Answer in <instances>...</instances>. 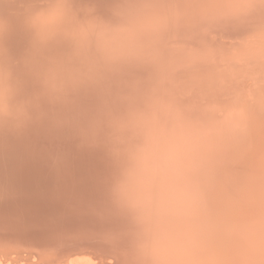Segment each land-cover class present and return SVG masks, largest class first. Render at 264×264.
Masks as SVG:
<instances>
[{
	"label": "bare ground",
	"instance_id": "obj_1",
	"mask_svg": "<svg viewBox=\"0 0 264 264\" xmlns=\"http://www.w3.org/2000/svg\"><path fill=\"white\" fill-rule=\"evenodd\" d=\"M95 1L83 0V3ZM224 2L225 0H101L92 13L100 16L113 28L131 29L121 36L122 40L130 41L127 45L129 58L118 66L104 87V96L109 101L106 110L115 111L116 114L136 112L143 117L137 128L138 132L153 130L155 136L159 132L174 133L178 142L190 152L193 163L203 169L216 197V204L210 212L204 213L202 222V227L210 235L235 227L229 218L237 212L241 201L248 198V190L255 186L264 171V97L258 99L255 89L258 79L264 78V71H260L264 49L255 46L261 44L264 37L246 33L240 39H245L244 42L239 40L235 45L248 47V50L237 55L233 60L234 64H229L230 61L226 62L224 58L218 64V69H212L214 74L195 80L199 81L196 88L200 89V83L206 84L208 81L211 83L210 88L215 85V88L221 90L223 86L226 89L230 81L239 82L240 88L241 80L250 79L252 90H248L251 97L248 108H254L259 113L251 112L246 115L255 124L251 126V130L248 127L223 129L219 125L235 116L244 119L242 112L245 111H229L222 117L216 116L217 118L201 114L200 106L197 109L195 105L191 106L192 112L179 111L184 102H178L167 88L174 79H178L176 76L186 72L177 68L184 69L189 65L184 64L182 67L179 64L176 68L173 67L177 56L173 51H167L164 44L166 39H177L184 32L189 35L184 43L192 44L198 38L197 31L203 23L210 24L213 31L218 30V35L223 29L228 32L232 26L219 24L226 20L235 25L237 22L230 17L232 11L216 6ZM131 5L137 7V15L133 13V17L125 18ZM204 9L207 14L201 13ZM179 15L181 19L173 20ZM139 24L143 25L142 30ZM223 26L225 28L222 29ZM212 35L211 38L214 39ZM225 35L228 34H223V37ZM208 36L206 38L209 39ZM12 37L19 41L18 47L11 50L12 54L20 56L27 46V37L19 28ZM180 46L182 48L181 44ZM57 51L54 50L52 54L55 55ZM243 54H246L244 60L247 61H243ZM216 55L217 51L213 53V56ZM217 61L220 62L221 57ZM241 61L246 63L241 65ZM257 64H260L259 69L252 68ZM158 66L157 81L153 83L154 79L148 77V73L150 75L155 72L152 69ZM231 67H236L237 72L242 68L235 75ZM173 68L176 72L171 70ZM165 71L173 76L168 75L169 78L166 75V78H162ZM116 80L120 86L114 85ZM159 82L163 84L157 92L151 84ZM181 84L186 89L192 86L185 84V87ZM181 87L180 90H185ZM207 87L200 90H206L210 97L213 90ZM192 88L196 90L194 86ZM205 92L201 93L203 97ZM214 92V96L217 95ZM197 95L196 97L200 96ZM225 97L222 99H227ZM213 98L215 100L216 97ZM216 101L211 103L216 104ZM94 103L93 98L83 101L85 109ZM242 108L245 110L243 106ZM85 117L86 111L81 110L70 119L56 118L23 136H0V257L2 260L6 259L1 260L2 263L9 259L15 264H75V260L80 257L78 264H97V260L105 264L108 259L112 264H137L140 256V232L126 211L113 202L106 192L112 163L116 157L109 160L99 151L82 148L70 130ZM245 136L248 138L245 139ZM220 143L223 145L222 151L217 149L221 147ZM215 148L217 152H221L216 154ZM244 148L250 150L245 156L240 152ZM243 157L249 162L237 165ZM144 159L146 162L151 160L150 151H145ZM256 160L258 165L254 163ZM154 171L149 169L143 176L134 177L144 185L143 198L153 211L155 209L150 204L151 192L148 185ZM171 211L168 201H162L158 209L159 217L165 219ZM12 253L16 254L15 257L11 256ZM74 257L77 258L72 260Z\"/></svg>",
	"mask_w": 264,
	"mask_h": 264
},
{
	"label": "clouds",
	"instance_id": "obj_2",
	"mask_svg": "<svg viewBox=\"0 0 264 264\" xmlns=\"http://www.w3.org/2000/svg\"><path fill=\"white\" fill-rule=\"evenodd\" d=\"M82 3L0 0V136H23L84 110L86 117L70 130L82 148L116 157L106 192L140 232L137 264H264V171L229 218L235 227L210 235L202 222L216 197L190 152L174 133L138 132L140 114L106 110L104 87L129 58L121 36L131 29L113 28ZM216 6L238 13L254 7L250 0ZM18 28L27 46L14 56L9 41ZM86 98L95 103L85 109ZM149 169L155 170L148 185L155 211L143 198L144 185L134 179ZM165 199L172 211L161 219Z\"/></svg>",
	"mask_w": 264,
	"mask_h": 264
},
{
	"label": "rangeland",
	"instance_id": "obj_3",
	"mask_svg": "<svg viewBox=\"0 0 264 264\" xmlns=\"http://www.w3.org/2000/svg\"><path fill=\"white\" fill-rule=\"evenodd\" d=\"M98 3H101V0H96L95 2H93V3H88V2H84V3H82V6L86 9V10H88V11H90V12H94L95 10H96V6L98 5ZM127 7V6H126ZM128 8V7H127ZM128 9H130V10H128V12L129 13H126V17L125 18H131V17H133V13H135L136 15H137V7H134V6H132L131 5V7H129ZM208 9V8H207ZM210 9V8H209ZM201 13H203V14H207V12H206V9H204L203 11H201ZM124 17V16H123ZM181 17H182V15H181ZM178 18H180V15L179 16H177V17H175V18H173V20H176V19H178ZM181 19V18H180ZM222 24H227V25H229V26H232V28L227 32V31H225L223 28H225V26H223L222 27V29H223V31L222 30H220L221 32H220V35H218L219 34V31L217 30V31H213V29L214 28H211V26H210V24H205V23H203V25L199 28V30L197 31V35H198V38L196 39V41H194L192 44H188V43H184L185 42V40H186V38H189V35H188V33H183V35L181 36V37H179V38H174V39H166L165 40V44H164V47H165V49L167 50V51H173V53H174V55H176L177 57H176V59H175V61H176V64L175 65H172L173 67H175L176 68V66H178L179 64H181L180 66H182L183 67V65L184 64H187V65H189V66H186L185 68H187V69H179V67L177 68V70H183V71H186L184 74H182V75H180V76H176V77H178V79L180 80H178V79H176L177 80V82H178V84H176L177 82H176V80L174 79L173 81L174 82H176L175 84H174V82L172 83L171 82V84H168L169 85V87L167 88L168 90V92H170L171 94H172V96H175L176 97V99H177V101L178 102H184V104H183V106L182 105H180V107H181V109H179V111H183V113H186V112H189L190 110H191V106L193 107V105H195L196 107H197V109H199V108H201L199 111L201 112V114H203V115H206L207 117H210V118H215L216 116L218 117H222V116H224V114H228V112L229 111H234L235 113H239V112H241V111H245L244 113L242 112V114H243V118L244 119H241V118H238V116H235L234 118H231V119H229V120H226V121H223V122H221V123H219V125L220 126H222L223 127V129L224 128H226V129H228V128H242V127H248V128H250V130H251V126H254L255 124L252 122H250L251 120L249 119V117H247L246 115H248L249 113H256V114H259L258 113V111L257 110H255L254 108L253 109H249L248 108V103H249V101H250V98L251 97H249V93H250V91L252 90H250V86L252 85L251 83L252 82H250L251 80L250 79H244V80H241L242 81V83H241V86H240V88L238 87V84H239V82H231L230 81V83H228L226 86H227V88L225 89V86H223L224 88H220L221 90H218L219 88H215V85L214 86H211L212 88H210L209 86H210V82H206V84L208 85V87H207V85L205 84V82H201V79H200V82L202 83H200V85L202 86V87H207V88H210V89H212L213 90V92H214V90H215V92L214 93H216L217 95H215L214 96V94H213V92L211 93V95H210V97H208V92H205L206 90H200L202 87L200 86V89L199 88H196L197 86H195L196 85V83H198V82H195V80L196 79H198V78H200V77H205L207 74H214L213 73V71H212V69L214 68V69H218L219 68V63H222V61L224 60V58H226L225 60H226V62H227V60H229L230 62H229V64L231 63H235V61H233V60H235L234 58L237 56V55H239V54H241V52H244L245 53V51H247L248 50V47H240V46H236L235 44L237 43V42H239V40L241 39V38H243L244 36H245V34H246V32L244 31V30H242V29H240L237 25H235V24H233L231 21H224V22H221L220 24H219V26L220 25H222ZM139 27H140V29L142 30L143 29V25H141V24H139ZM190 29V28H189ZM210 29V30H209ZM209 30V34L206 32V31H208ZM187 31V30H186ZM225 31V32H224ZM189 32V31H188ZM215 33V35H212V34H214ZM209 36H208V35ZM221 34H222V36H221ZM223 34H228V35H225V37H223ZM211 35H212V37L215 39H212L211 38ZM240 35V36H239ZM253 35H255V36H258V37H264V32H262L260 29H257L256 31H255V33H253ZM209 37V39L208 38H206V37ZM217 36H218V38H217ZM216 37V38H215ZM237 38H239V39H237ZM208 41H207V40ZM218 39V40H217ZM222 39V40H221ZM245 40V39H244ZM244 40H240L241 42H244ZM126 45H128L129 44V42L130 41H125V40H122ZM223 41H225V42H223ZM181 42H183V43H181ZM206 42V43H205ZM208 42V43H207ZM198 43V44H197ZM205 43V44H204ZM217 43V44H216ZM9 44H10V48H11V50L12 49H14V48H16V47H18V45H19V41H17V40H15L13 37H11V39H10V41H9ZM179 44H181L182 45V48H181V46L179 47ZM196 44H197V48H196ZM189 46V47H187V46ZM203 45H206V46H203ZM185 46V47H184ZM193 46H194V48H193ZM216 46H217V48H216ZM192 47V48H191ZM200 47V48H199ZM255 47H259V48H263L264 49V41H262L261 42V44L260 43H258V44H256V46ZM186 48V49H185ZM187 48H189V49H187ZM170 49V50H169ZM196 49V50H195ZM219 49H221V51L219 50ZM192 50V51H191ZM193 50H194V52H193ZM183 51V52H182ZM197 51V52H196ZM217 51V55L216 56H213V53L214 52H216ZM225 53H227V54H224ZM146 54V53H145ZM193 54H194V57H193ZM224 55V56H223ZM244 55V54H243ZM223 56V57H222ZM221 57V61L220 62H218L217 60L219 59V58ZM245 57H247L246 56V54L243 56V61H247V60H244L245 59ZM238 63H240L239 61H237ZM242 62V61H241ZM171 63H173V62H171ZM238 63H236V67L238 66ZM243 63L245 64L246 62H242L241 63V65H243ZM260 63L262 64V66H261V69H260V71H264V58H262L261 59V61H260ZM259 65L260 64H257V66H253L252 68H254V69H259ZM222 65H220V67H221ZM236 67H234L233 69H232V67H231V71L233 72H235V73H233V74H235L236 75V72H237V70H236ZM242 68V67H241ZM240 68V69H241ZM157 69H159V66L158 67H156V68H154V69H152V70H155V72H152L150 75H149V73H148V77H150L151 79H154V80H152L153 81V83L155 82V81H157L156 80V77H157V75L156 74H158V70ZM220 69H223V67L222 68H220ZM240 69H238V72L237 73H239V70ZM249 69V68H248ZM173 72L175 71L176 72V69H171ZM171 70H170V72H171ZM229 70V69H228ZM245 70V69H244ZM169 71V70H168ZM168 71H165V72H163V76L161 75V77L163 78V77H165L166 75H167V77H169L168 75H170V77L171 76H173V74L172 73H170V72H168ZM166 72H168V74H166ZM211 72V73H210ZM160 73H162V72H160ZM164 73H165V75H164ZM169 77V78H170ZM166 78V77H165ZM174 78H175V76H174ZM260 79V80H259ZM258 79V86H256V97L258 98V99H262L263 97H264V89H263V87H264V78H259ZM170 80H172V78L170 79ZM250 82V83H248V85H247V82ZM179 82H180V84H179ZM181 83H183L184 85L185 84H190V85H192V86H190L191 87V89H190V87H188L187 89L186 88H184V86L181 84ZM192 83V84H191ZM161 84H163V82H159L158 84H151L152 86H153V88H154V90H156L157 92H159V87L161 88L162 86H160ZM203 84H204V86H203ZM213 84V83H212ZM251 84V85H250ZM115 86H120V83L118 82V80H116L115 81V84H114ZM179 85H181L182 87H183V89H185V90H180V87L181 86H179ZM187 85H185V87H186ZM195 87L196 88V90H194L192 87ZM181 87V88H182ZM230 87V88H229ZM253 87V86H252ZM262 87V88H261ZM151 89H152V87H151ZM224 89V90H223ZM254 89V90H255ZM178 90V91H177ZM199 90V91H198ZM248 90H250L249 92H248ZM177 91V92H176ZM189 91H191L190 93H189ZM192 91H193V93H192ZM197 91V92H196ZM218 91L219 92H221L220 94L218 93ZM227 93H226V92ZM173 92H175V93H173ZM183 92H184V94H183ZM187 93V95H186V93ZM194 92H196V94H198V95H200V96H198V97H196V94L194 93ZM202 92H205V94H206V96H205V94H204V97L201 95V93ZM246 92H248V93H246ZM180 94V95H177V94ZM231 93H236V94H234V96L232 95L231 97H229L230 95H231ZM239 95H238V94ZM227 94H230L229 96H226ZM221 95V96H220ZM202 96V97H201ZM226 96V97H225ZM213 97H216L215 98V100H213L214 98ZM217 97H219V98H221V99H217ZM223 97H225V98H227V99H222ZM229 97V98H228ZM209 98V99H208ZM211 98V99H210ZM209 100V101H208ZM217 100V101H216ZM189 101V102H188ZM215 102L216 101V104H213V103H211V102ZM190 103V106H189V104L188 103ZM209 102V103H208ZM211 104V106H209ZM250 104V103H249ZM194 106V107H195ZM200 106V107H199ZM242 106L245 108V110H243V108H242ZM190 107V108H189ZM195 107V108H196ZM199 107V108H198ZM178 111V112H179ZM193 111V110H192ZM192 111H190V112H192ZM216 117V118H217ZM224 124V125H223ZM217 126H218V124H217ZM158 131V130H157ZM252 134V133H251ZM249 135H250V133H249ZM251 136V135H250ZM245 139L246 138H248L247 136H245L244 137ZM219 146H221V147H218L217 148V145L215 146L218 150H221L222 151V149H223V145L220 143V145ZM215 148V153L216 154H218V153H220L219 151L217 152V149ZM241 154H243V156H245V155H247V154H249V152H250V150L249 149H247V148H244V149H242L241 151ZM242 158V157H241ZM240 158V163L239 164H237V165H241V164H244V163H246V161H247V159H246V157H243V159H241ZM243 160H245V161H243ZM258 160V159H257ZM257 160H256V162H254V163H256V165H258L257 164ZM239 161V160H238ZM242 161V162H241ZM249 161H247V163H248ZM253 163V164H254ZM250 164V163H249ZM14 255V256H13ZM15 255L16 254H14V253H12V257H15ZM1 256V255H0ZM2 257V256H1ZM0 257V261L2 260V258ZM86 257H90V259H92L91 258V256H86ZM77 257H74L72 260H75ZM95 259V261L97 260L96 258H94ZM93 259V260H94ZM79 260V261H78ZM80 257H78V259L77 260H75V264L77 263H79L80 262ZM109 260V259H108ZM107 260V262L105 263V264H112L111 262V260H109L108 261ZM2 261H6V259L4 260H2ZM2 261L0 262V264H7L8 262L10 263V264H15V263H13L12 262V260H9L8 259V261L7 262H3L2 263ZM8 263V264H9ZM96 263L97 264H101L102 262H100L99 260H97L96 261ZM24 264V263H23ZM114 264V263H113Z\"/></svg>",
	"mask_w": 264,
	"mask_h": 264
},
{
	"label": "snow or ice",
	"instance_id": "obj_4",
	"mask_svg": "<svg viewBox=\"0 0 264 264\" xmlns=\"http://www.w3.org/2000/svg\"><path fill=\"white\" fill-rule=\"evenodd\" d=\"M250 2L254 5L251 11L246 13L232 11L230 17L235 20L237 26L248 35L255 33L257 28L264 32V0H250Z\"/></svg>",
	"mask_w": 264,
	"mask_h": 264
}]
</instances>
